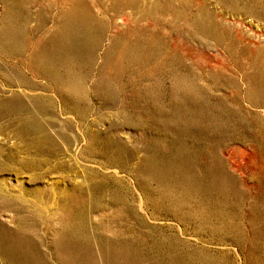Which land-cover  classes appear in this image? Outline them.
I'll return each instance as SVG.
<instances>
[{"label":"rangeland","instance_id":"rangeland-1","mask_svg":"<svg viewBox=\"0 0 264 264\" xmlns=\"http://www.w3.org/2000/svg\"><path fill=\"white\" fill-rule=\"evenodd\" d=\"M0 188V264H264V0H0Z\"/></svg>","mask_w":264,"mask_h":264},{"label":"bare ground","instance_id":"bare-ground-1","mask_svg":"<svg viewBox=\"0 0 264 264\" xmlns=\"http://www.w3.org/2000/svg\"><path fill=\"white\" fill-rule=\"evenodd\" d=\"M18 133H19V132H18ZM31 140H32V139H31ZM33 140H34V139H33ZM32 142H33V141H32ZM32 142H31V143H32ZM33 143H35V142H33ZM31 145H32V144H31ZM33 145H34V144H33ZM28 146H29V144H28ZM36 146H37V145H36ZM38 146H39V144H38ZM40 147H41V146H40ZM32 149H33V148H32ZM28 163H30V162H28ZM30 164H31V163H30ZM23 167H24V165H23ZM25 168H27V167H25ZM25 168H24V169H25ZM28 168H29V167H28ZM27 170H28V169H27ZM0 189H1V188H0ZM33 191H34V190H33ZM5 192H7V190H6ZM8 193H9V191H8ZM27 193H28V192H27ZM34 193H36V192L34 191ZM34 193H33V194H34ZM37 194H38V193H37ZM7 195H8V194H7ZM24 195H25V194H24ZM31 195H32V194H31ZM34 195H36V194H34ZM12 196H13V195H12ZM26 196H27V194H26ZM29 196H30V195H29ZM10 197H11V196H10ZM37 197H38V196H37ZM0 198H3V197L1 196ZM4 198H5V197H4ZM4 198H3V199H4ZM8 198H9V197H8ZM17 198H18V197H17ZM19 198H20V196H19ZM9 199H10V198H9ZM9 199H8V200H9ZM15 199H16V198H15ZM20 199H21V198H20ZM21 200H22V199H21ZM23 200H25V202H26V199L23 198ZM16 201H17V199H16ZM21 202H23V201H21ZM58 205H59V204H58ZM61 206H62V205H61ZM19 208H20V207H19ZM58 208H59V207H58ZM23 216H24V215H23ZM18 217H19V216H18ZM24 217H25V216H24ZM35 217H36V216H35ZM9 219H10V218H9ZM23 219H24V218H23ZM41 219H42V218H41ZM20 220H22V219L20 218ZM26 220H27V219H26ZM15 221H17V220H15ZM32 221H33V220H32ZM32 221H31V222H32ZM28 222H30V221L28 220ZM28 222H27V225H28ZM32 223H33V222H32ZM65 223H66V222H65ZM23 224H24V222H23ZM30 224H31V223H30ZM37 224H38V223H37ZM61 224H63V223H61ZM16 225H17V224H16ZM25 225H26V224H25ZM27 225H26V226H27ZM22 226H23V225H22ZM59 226H60V225H59ZM62 226L64 227V225H62ZM24 227H25V226H24ZM0 228H1V227H0ZM16 228H17V227H16ZM19 228H20V227H19ZM19 228H18V229H19ZM2 229H3V228H2ZM4 230H5V229H4ZM16 230H17V229H16ZM19 230H20V229H19ZM22 230H23V228H22ZM5 231H7V230H5ZM7 232H8V231H7ZM18 232H19V231H18ZM2 233H3V232H2ZM23 233H24V231H23ZM3 234H4V233H3ZM11 234H12V233H11ZM16 234H17V233H15V235H16ZM1 235H2V234H1ZM26 235H27V234H26ZM28 235H29V234H28ZM12 236H13V235H12ZM0 237H2V236H0ZM5 237H6V236H5ZM2 238L4 239V237H2ZM7 238H8V237H6V240H8ZM27 238H28V237H27ZM12 239H13V238H12ZM20 239H21V238H20ZM4 240H5V239H4ZM21 240H24V239L22 238ZM25 240H26V239H25ZM9 241H10V240H9ZM55 241H56V240H55ZM64 241H65V240H64ZM11 242H12V240H11ZM23 242H24V241H23ZM57 242H58V241H57ZM59 242H60V241H59ZM66 242H67V241H66ZM0 243H1V242H0ZM6 243H8V242H6ZM24 243H25V242H24ZM54 243H55V242H53L52 244L54 245ZM3 244H4V243H3ZM10 244H11V243H10ZM21 244H22V243H21ZM58 244H59V243H58ZM63 244H65V243H62V245H63ZM1 245H2V244H1ZM4 245H5V244H4ZM24 245H25V244H24ZM27 245H28V244H27ZM27 245H26V246H27ZM62 245L60 244V246H59V245H55V246H57V247H58V246H59V247H62ZM12 246H13V245H12ZM68 246H69V245H67V247H68ZM4 247H5V246H4ZM8 247H9V245H8ZM8 247H6V248H8ZM10 247H11V245H10ZM14 247H15V246H14ZM28 247H29V246H28ZM53 247H54V246H53ZM69 247H71V246H69ZM17 248H18V247H17ZM19 248H20V247H19ZM22 248H23V247H22ZM26 248H27V247H26ZM63 248H64V247H63ZM3 249H4V248H3ZM3 249L1 248L0 251H1V252H4L5 249H4V250H3ZM11 249H12V248H11ZM13 249H14V248H13ZM28 249H29V248H28ZM53 249H54V248H53ZM61 249H62V248H61ZM65 249L67 250V248H65ZM73 249H74V248H73ZM63 250H64V249H63ZM63 250H62V253H63ZM66 250H65V251H66ZM69 250H70V249H69ZM77 250H78V249H77ZM5 251H6V250H5ZM7 251H8V250H7ZM22 251H23V249H22ZM25 251H26V250H25ZM29 251H30V250H29ZM55 251H56V250H55ZM65 251H64V252H65ZM74 251H75V250H74ZM16 252H17V251H16ZM16 252H15V254H17ZM19 252H20V251H19ZM57 252H58V251H57ZM27 253H29V252H27ZM53 253H54V252H53ZM59 253H61V252H59ZM70 253H71V252H70ZM77 253H78V252H77ZM0 254H1V253H0ZM7 254H8V252H7ZM7 254H6V255H7ZM9 254H10V251H9ZM67 254H69V253H67ZM72 254H73V253H72ZM74 254H75V253H74ZM2 255H3V254H2ZM23 255H27V254H23ZM28 255H29V254H28ZM12 256H13V255H12ZM17 256H18V255H17ZM21 256H22V255H21ZM37 256H38V255H37ZM62 256H65V257H66V255H62ZM62 256H61V257H62ZM77 256H78V254H77ZM13 257H14V256H13ZM67 257H68V256H67ZM75 257H76V256L74 255L73 258L75 259ZM2 258H3V257H2ZM8 258H9V257H8ZM18 258H19V256H18ZM21 258H23V257H21ZM21 258H19V259H21ZM26 258H27V257H26ZM30 258H31V257H30ZM35 258H36V257H35ZM59 258H60V257H59ZM16 259H17V258H16ZM28 259H29V258H28ZM39 259H40V258H39ZM39 259H38V260H39ZM69 259H70V258H69ZM74 259H73V260H74ZM3 260H5V259H3ZM21 260H22V259H21ZM32 260H33V259H32ZM75 260H76V259H75ZM9 261H10V260H8V262H9ZM13 261H14V260H13ZM19 261H20V260H19ZM23 261H24V260H23ZM29 261H30V260H29ZM29 261L27 260L26 263H27V262L29 263ZM60 261H61L60 264L65 262L64 260H60ZM62 261H64V262H62ZM70 261H71V260H70ZM15 262H16V261H15ZM15 262H14L13 264H16ZM33 262H34V261H33ZM77 262H78V261H77ZM5 263H6V262H5ZM17 263H18V262H17ZM22 263H23V262H22ZM31 263H32V262H31ZM31 263H30V264H31ZM41 263H42V261H41ZM69 263H70V262H69ZM73 263H74V261H73ZM75 263H76V262H75ZM8 264H12V263H8ZM34 264H36V263H34ZM38 264H39V263H38ZM43 264H45V263H43Z\"/></svg>","mask_w":264,"mask_h":264}]
</instances>
